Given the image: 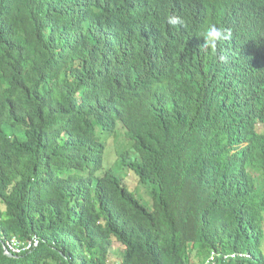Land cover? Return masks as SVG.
<instances>
[{"label": "trees", "instance_id": "16d2710c", "mask_svg": "<svg viewBox=\"0 0 264 264\" xmlns=\"http://www.w3.org/2000/svg\"><path fill=\"white\" fill-rule=\"evenodd\" d=\"M263 11L0 0V264H109L115 239L117 264H264ZM213 24L231 35L205 48ZM13 237L38 244L10 257Z\"/></svg>", "mask_w": 264, "mask_h": 264}, {"label": "clouds", "instance_id": "9594fccd", "mask_svg": "<svg viewBox=\"0 0 264 264\" xmlns=\"http://www.w3.org/2000/svg\"><path fill=\"white\" fill-rule=\"evenodd\" d=\"M142 13H146L151 18V20H162L163 19L159 15L157 6L149 4L147 2H144ZM256 18L258 20V27L255 30L248 32V35L252 41L256 43L264 44V16L259 17L257 15ZM167 23L171 26H175L177 24H182L183 21L180 16L173 14L167 17ZM230 35H231V32L226 29L217 27L214 24L209 25L207 28L206 34L204 36V47L214 48L217 42L228 38ZM5 249L6 250L8 249L6 247V243H5ZM7 252L13 255L12 252H9L8 250ZM234 253L238 255L237 252H234ZM244 254H240V255H244Z\"/></svg>", "mask_w": 264, "mask_h": 264}, {"label": "rangeland", "instance_id": "374dc122", "mask_svg": "<svg viewBox=\"0 0 264 264\" xmlns=\"http://www.w3.org/2000/svg\"><path fill=\"white\" fill-rule=\"evenodd\" d=\"M17 131L19 132V130L17 129ZM120 139H118L116 142H114L113 144L110 143V153L111 154H119L121 153L124 148L121 142H119ZM118 142V143H117ZM119 175L122 177H125L126 179L129 178V185L131 188L135 189L138 192V195L140 197H142L144 199V201L149 205H154V198L152 200L151 195L149 194V192L146 189V186L149 188L148 185H144L139 179L138 177H133V175H130L127 173V169H122L121 172H119ZM129 176V177H128ZM150 189V188H149ZM152 207V206H151ZM112 250V254L109 257V264H117L120 262V260L122 259V252L125 249V245L118 241V239H115L113 247L111 248Z\"/></svg>", "mask_w": 264, "mask_h": 264}, {"label": "built area", "instance_id": "2783aa9c", "mask_svg": "<svg viewBox=\"0 0 264 264\" xmlns=\"http://www.w3.org/2000/svg\"><path fill=\"white\" fill-rule=\"evenodd\" d=\"M32 245H37L33 240L22 241L17 237H13L9 242H6L7 250L12 253H21L23 250L29 249ZM231 258H236L237 254H232ZM211 263L216 264L217 253L211 252L209 256Z\"/></svg>", "mask_w": 264, "mask_h": 264}, {"label": "water", "instance_id": "95a60500", "mask_svg": "<svg viewBox=\"0 0 264 264\" xmlns=\"http://www.w3.org/2000/svg\"><path fill=\"white\" fill-rule=\"evenodd\" d=\"M177 7H178V3L174 2L171 5H166V6L157 7V8H158L159 15L164 19V18L172 15L176 11ZM258 16L263 17L264 11L261 15H258ZM5 253L10 257L13 256L11 253H8L6 249H5Z\"/></svg>", "mask_w": 264, "mask_h": 264}, {"label": "crops", "instance_id": "0c3cea01", "mask_svg": "<svg viewBox=\"0 0 264 264\" xmlns=\"http://www.w3.org/2000/svg\"><path fill=\"white\" fill-rule=\"evenodd\" d=\"M211 254V253H210ZM210 256V255H209Z\"/></svg>", "mask_w": 264, "mask_h": 264}]
</instances>
